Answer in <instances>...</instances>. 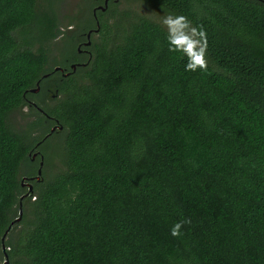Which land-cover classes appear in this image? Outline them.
<instances>
[{
    "label": "trees",
    "instance_id": "obj_1",
    "mask_svg": "<svg viewBox=\"0 0 264 264\" xmlns=\"http://www.w3.org/2000/svg\"><path fill=\"white\" fill-rule=\"evenodd\" d=\"M144 1L203 27L207 71L110 0L63 76L95 24L67 33L57 0H0V264L3 244L8 264H264V0Z\"/></svg>",
    "mask_w": 264,
    "mask_h": 264
},
{
    "label": "clouds",
    "instance_id": "obj_2",
    "mask_svg": "<svg viewBox=\"0 0 264 264\" xmlns=\"http://www.w3.org/2000/svg\"><path fill=\"white\" fill-rule=\"evenodd\" d=\"M163 25L168 29L169 51L180 52L187 56L188 62L185 70L195 72L207 71V33L202 26H193L185 15L168 14L162 19ZM191 223L189 219H182L171 228V235L179 237L185 224Z\"/></svg>",
    "mask_w": 264,
    "mask_h": 264
},
{
    "label": "rangeland",
    "instance_id": "obj_3",
    "mask_svg": "<svg viewBox=\"0 0 264 264\" xmlns=\"http://www.w3.org/2000/svg\"><path fill=\"white\" fill-rule=\"evenodd\" d=\"M83 0H57L56 6L61 14H64V19L62 20L63 23V30H65L67 33H69V30L76 29V24L84 17V20L82 21V24H95L93 20L92 10L95 6L98 4H91L90 1H87L83 4ZM117 4V12L122 10H134L137 13H144L147 16L153 17L157 20H160L162 22V19L164 16L168 15V13L163 12L156 6L151 5L150 3L144 1V0H119L118 2H115ZM74 16V20L72 18ZM69 17L73 21L69 22ZM112 19L110 18V21ZM68 23H73V25H66ZM99 34L95 35V38L98 37ZM94 37V36H93ZM61 43V39L57 40L56 46L53 47L55 56H58V48L57 45ZM56 48V49H55ZM70 51V48L65 50V53H68ZM62 57V56H61ZM14 118H16V114L13 115ZM20 116L18 115L16 119H19ZM54 140L47 143V152L45 151L43 157L44 162L47 163V160H49L48 155H53V153L57 152V149H55ZM47 153V154H46ZM58 158H53V161L48 166V171L54 170L56 167L55 165H59Z\"/></svg>",
    "mask_w": 264,
    "mask_h": 264
},
{
    "label": "flooded vegetation",
    "instance_id": "obj_4",
    "mask_svg": "<svg viewBox=\"0 0 264 264\" xmlns=\"http://www.w3.org/2000/svg\"><path fill=\"white\" fill-rule=\"evenodd\" d=\"M109 1H110V0L107 1V5L105 6L104 9H102V8H100V7L97 8L98 5L95 6V7L93 8V10H92V15H93V17H94L95 26H94V27H91V28L89 29V30H92V31H91V34H90V36H89V38L87 37V33H88V32H85V33H83L82 38H81V39L78 41V43H77V51H78V53H80L81 58H83V59L86 60V61H83V62H76V63H69V65H68L67 67H62V66H61V67H62V70H59V71L61 72V74H62L63 76H65L64 73H66V72H72L71 64H75L76 67H77L78 65H84V64H86L87 61L92 57V52H91V50H90V47L92 46V37H93V36L95 37V35H97L98 32H99V30H98V31H95L94 28L97 27L98 24H99V29H100V21H99V18H98V11H105V10L108 8ZM111 1L118 2L119 0H111ZM104 2H105V0H104ZM104 2H103L102 5H105ZM95 9H96V10H95ZM88 41H89V42H88ZM54 67H55V66H54ZM30 103H31L34 107H36L38 110H40L41 112L43 111L42 108H41V107H40L35 101H30ZM36 150H37V149H36ZM34 151H35V150L29 152V155H31V157H32L33 160L37 159V157H38V156L40 157V155H41L40 152L38 151L37 154L33 157V152H34ZM35 152H36V151H35ZM40 159H41V157H40ZM30 179H31V178H30ZM31 180H32V179H31ZM23 183H25V184H22V186H23L24 188H28V185H27L26 183H29V182H27V180H24Z\"/></svg>",
    "mask_w": 264,
    "mask_h": 264
},
{
    "label": "water",
    "instance_id": "obj_5",
    "mask_svg": "<svg viewBox=\"0 0 264 264\" xmlns=\"http://www.w3.org/2000/svg\"><path fill=\"white\" fill-rule=\"evenodd\" d=\"M107 1L108 0H105V5H98L97 6V8L98 7H100V8H102V9H104L105 8V6L107 5ZM96 10V9H95ZM94 30L95 31H98L99 30V24H98V26L97 27H95L94 28ZM91 31L92 30H89L88 31V33H87V37L89 38V36H90V34H91ZM89 42V41H88ZM71 68H72V70L74 71L75 69H76V65L75 64H71ZM54 70H62V67L61 66H55L54 67ZM70 72H66V73H64V75L66 76V75H68ZM47 74H45V76H46ZM33 92H37L38 90H39V85H37L35 88H32L31 89ZM59 126V127H58ZM62 128L60 125H58V124H56V125H54V126H52L51 127V129H50V132L49 133H47V135L46 136H48L51 132H53L56 128ZM39 144V142L37 143V145ZM36 145V146H37ZM37 154V152H34L33 153V157L35 156ZM42 157V159H41V161H40V167L38 168V171H37V174H36V176H35V178L37 179V180H39L40 179V175H41V167L43 166V156H41ZM24 178L25 177H23L22 178V180H21V184H25V183H23L24 182ZM27 185H28V191L27 192H25L22 196H21V198H23L25 195H27L30 191H32V189H33V186H32V183H26ZM22 214H23V210H22V205H21V201H20V207H19V214H18V216L14 219V221H19L20 219H21V217H22ZM11 224L8 226V228H7V230L5 231V233L3 234V236H2V241H4V239H5V236H6V233H7V231L11 228ZM3 250L5 251V259H4V261L2 262V264H8V262H9V259H8V255H7V252H6V250H5V246H4V244H3Z\"/></svg>",
    "mask_w": 264,
    "mask_h": 264
}]
</instances>
